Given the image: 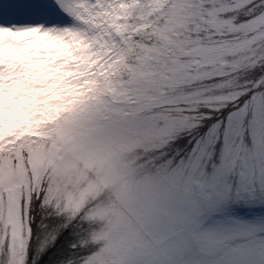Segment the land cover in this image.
Wrapping results in <instances>:
<instances>
[{"label":"snow or ice","instance_id":"obj_1","mask_svg":"<svg viewBox=\"0 0 264 264\" xmlns=\"http://www.w3.org/2000/svg\"><path fill=\"white\" fill-rule=\"evenodd\" d=\"M133 3L0 0V32L107 36L118 91L57 135L65 149L132 154L100 243L37 216L32 193L23 264H264V0H141L123 29L85 12ZM0 240V264H15L10 228Z\"/></svg>","mask_w":264,"mask_h":264},{"label":"rangeland","instance_id":"obj_2","mask_svg":"<svg viewBox=\"0 0 264 264\" xmlns=\"http://www.w3.org/2000/svg\"><path fill=\"white\" fill-rule=\"evenodd\" d=\"M134 3L139 6L141 0ZM65 33L40 39L42 33L0 32V234L10 228L21 253L15 264H23L28 239L22 198L25 211L32 193H43V205L34 203L38 216L72 224L78 244L100 243L113 194L132 155L61 147L57 133L70 115L118 91L117 76L100 75L112 64L107 36L89 40L79 30ZM110 71L117 72L116 66Z\"/></svg>","mask_w":264,"mask_h":264},{"label":"clouds","instance_id":"obj_3","mask_svg":"<svg viewBox=\"0 0 264 264\" xmlns=\"http://www.w3.org/2000/svg\"><path fill=\"white\" fill-rule=\"evenodd\" d=\"M136 4L133 3L132 5H118V8L114 10L115 13L117 14H113V13H109V12H103V13H96L95 15H93L92 13L88 12V10L86 9V15L88 17V19L92 20V21H96L98 18L103 17L105 22L108 23L109 27H113L117 21H120V26L123 29V27L127 24L130 23L131 21V12L129 11L130 7H135ZM64 35H67V33H62ZM32 34H26V36H30ZM44 35L46 34H41L40 39H43ZM39 42V41H37ZM94 55H96L97 53H93ZM104 55H107V53L105 52ZM95 63V61H93ZM105 63H107V61H105ZM117 63V61H113L112 64L108 65V68L104 69L103 72H100V75L102 77H104L105 79L108 78V76H117L118 72H111L110 70L112 69L113 65ZM104 65L101 64L100 68H103ZM99 71V69H98ZM107 73V75H105ZM75 240V239H74ZM76 243H80L79 240H75ZM61 264H63V262H61Z\"/></svg>","mask_w":264,"mask_h":264},{"label":"trees","instance_id":"obj_4","mask_svg":"<svg viewBox=\"0 0 264 264\" xmlns=\"http://www.w3.org/2000/svg\"><path fill=\"white\" fill-rule=\"evenodd\" d=\"M42 191H43V190H42ZM42 191H41V192H42ZM24 213L27 215V208H26V207H25V211H24ZM35 214L38 216L39 213H37V211H35ZM27 218H28V216H27ZM72 237H73V236H72ZM73 239L77 240L75 237H73ZM61 262H63V264H69L68 261H59L58 264H61Z\"/></svg>","mask_w":264,"mask_h":264}]
</instances>
